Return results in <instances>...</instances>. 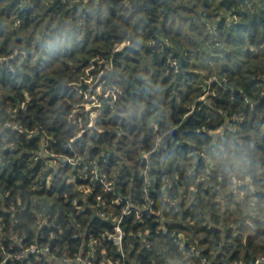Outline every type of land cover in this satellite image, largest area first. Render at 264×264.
<instances>
[{"label":"trees","instance_id":"trees-1","mask_svg":"<svg viewBox=\"0 0 264 264\" xmlns=\"http://www.w3.org/2000/svg\"><path fill=\"white\" fill-rule=\"evenodd\" d=\"M261 257L264 0H0V264Z\"/></svg>","mask_w":264,"mask_h":264},{"label":"built area","instance_id":"built-area-1","mask_svg":"<svg viewBox=\"0 0 264 264\" xmlns=\"http://www.w3.org/2000/svg\"><path fill=\"white\" fill-rule=\"evenodd\" d=\"M93 173H94V177L95 178H99L101 180L102 188H103V191L104 192H111V191H113V185H112L111 182L107 181L103 176H99L95 170L93 171ZM97 199L98 200H101V198L99 196L97 197ZM149 202L151 203L150 200H149ZM103 204L104 203L102 202V205ZM131 212H134L135 219H141V215H142L143 212H140L137 209L132 208L129 204H127L123 208V210H122V214H129ZM146 212L147 213H150L152 211L151 210H148ZM97 214L101 215L103 218H107L106 213L103 212V211L97 212ZM111 219H112V231L109 232L107 235H105V237L120 249V251L122 252V256H123L124 253H123L122 245H123V240H124L125 232H124V230L122 229V226H121L122 218L121 217H117V216H112ZM90 245L93 246V242L92 241H91V244ZM40 250L41 249L38 248L37 245H32L30 247L24 248L21 252L17 253L15 255V257L17 259H21V258L25 257L28 252H34V251L35 252H38ZM44 250H48V247H44ZM94 250L95 249L93 247V251ZM93 251H92V255H93ZM190 252L193 253V250H191ZM6 257H9V256H6ZM77 260L78 261H82L83 263L84 262L86 263V260H82V258L79 257V256L77 257ZM263 260H264V257H261L258 260V262L259 261L262 262ZM87 263L90 264L89 261ZM109 263H112V262H109ZM114 263L115 264H119L118 261H114Z\"/></svg>","mask_w":264,"mask_h":264},{"label":"rangeland","instance_id":"rangeland-1","mask_svg":"<svg viewBox=\"0 0 264 264\" xmlns=\"http://www.w3.org/2000/svg\"><path fill=\"white\" fill-rule=\"evenodd\" d=\"M127 42H123L120 45H118V48L123 47L124 45H126ZM88 73V79L86 80L87 84H88V89L85 92V102H84V108L82 111H88L90 110V115H89V119H90V123L89 125H93L94 119L96 117V115L99 112V100H98V95L101 94L102 92L105 94H114V88L109 87L108 85L105 84V82L103 80L98 79H94L92 77V75L90 76V73ZM84 91V90H83ZM222 129H218L216 131H214L215 133H221Z\"/></svg>","mask_w":264,"mask_h":264}]
</instances>
